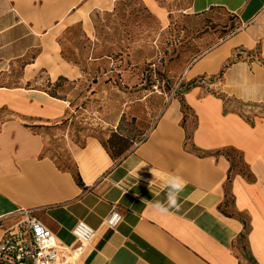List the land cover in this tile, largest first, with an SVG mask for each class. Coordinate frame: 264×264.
<instances>
[{
  "label": "crops",
  "instance_id": "1",
  "mask_svg": "<svg viewBox=\"0 0 264 264\" xmlns=\"http://www.w3.org/2000/svg\"><path fill=\"white\" fill-rule=\"evenodd\" d=\"M103 1L0 0V57L18 59L43 45L22 82L45 67L51 71L46 63L31 75L27 69L46 46L56 47L52 30L60 28L58 35L86 22ZM189 1L192 14L219 9L235 16L238 27L181 75L184 82L204 79L182 93L196 119L191 134L173 95L154 123L148 119V137L120 158L95 138L84 146L64 140L74 174L51 156H39L45 139L30 136L24 125L28 118L48 126L66 114L67 102L41 90L0 89V112L11 115L0 126V239L17 220L14 213L36 209L35 216L66 245L75 241L72 229L79 221L95 230L77 264H264V0ZM56 50L58 64L70 70ZM188 135L204 156L186 148ZM226 148L242 153L252 175L233 173L228 195L231 163L214 154ZM169 174L182 177L185 188L179 208L161 215L152 205L165 201ZM229 198L236 215L222 212ZM112 209L123 215L116 228L103 224ZM237 214L248 222L245 257L235 248L245 232Z\"/></svg>",
  "mask_w": 264,
  "mask_h": 264
},
{
  "label": "rangeland",
  "instance_id": "2",
  "mask_svg": "<svg viewBox=\"0 0 264 264\" xmlns=\"http://www.w3.org/2000/svg\"><path fill=\"white\" fill-rule=\"evenodd\" d=\"M236 24L235 16L219 9L192 14L189 0H104L89 10L86 22L68 26L58 35L60 28L50 32L71 71L58 64L56 47L46 46L43 56L27 70L31 75L34 66L46 63L51 71L45 67L22 82L26 65L44 49L41 45L18 59L0 57V89L49 94L57 75L66 74L68 80L56 91L67 102L66 114L48 126H37L28 118L24 125L30 136L45 139L39 156H51L75 174L64 140L84 146L88 138H95L109 153L127 154L148 137V119L154 123L173 95L179 98L188 90L187 82L180 83L183 71L232 35ZM52 76L57 78L53 81ZM8 118L11 115L2 110L0 126ZM182 124L191 134L196 126L192 111L184 112ZM26 141L24 147L30 150L32 144L27 147ZM186 148L192 150L190 138ZM234 159L238 164L234 173L242 170L247 175L242 157ZM225 210L235 214L231 198ZM243 246L245 240L236 242L238 257L246 256Z\"/></svg>",
  "mask_w": 264,
  "mask_h": 264
},
{
  "label": "built area",
  "instance_id": "3",
  "mask_svg": "<svg viewBox=\"0 0 264 264\" xmlns=\"http://www.w3.org/2000/svg\"><path fill=\"white\" fill-rule=\"evenodd\" d=\"M176 91L177 88L174 93ZM35 212L36 209H20L12 215L17 220L0 239V264H77L86 254L95 230L79 221L72 229L75 241L66 245L35 216ZM122 219V213L112 209L103 224L116 228Z\"/></svg>",
  "mask_w": 264,
  "mask_h": 264
},
{
  "label": "trees",
  "instance_id": "4",
  "mask_svg": "<svg viewBox=\"0 0 264 264\" xmlns=\"http://www.w3.org/2000/svg\"><path fill=\"white\" fill-rule=\"evenodd\" d=\"M67 80L68 79L66 77L60 76L55 83H52L53 91L48 92L49 95L52 96V97L58 98V99H64L63 97L58 96L56 91L61 85H63V82L67 81ZM203 80H204L203 78H199L197 80L187 82V88L190 89L192 86H196L198 84H201L203 82ZM179 100H180V103L182 105L183 112H185L186 110H190V108L187 105V103L185 102L183 96L179 97ZM189 138H190V135H188V139ZM122 151L123 150H119V151L115 152V155L111 154V153H110V155H111L112 158L117 159V158L122 157L121 156L122 153H123ZM192 151L195 152L196 154L200 155V156H204L206 154V152L198 150V149L196 150L194 148H192ZM214 154L226 156V158L231 163V166H230V169H229V174H228V183L226 184V195H228L229 194V187L228 186H229V183H231L232 176H233V173H234V169L238 165L237 163H235V161H234L235 159L234 158L236 157V155H239L240 157H242V153L239 152L238 150L234 149V148H226V149H222V150H217ZM244 166L246 167V169L248 170L249 173L247 175H245V173H242V174L244 176H246L247 178L252 179V175H251V173L249 171L248 166L245 163H244ZM241 171L242 170H240L239 173H241ZM76 180H77L78 183L80 182L78 176H76ZM222 212H224L225 214H228L225 209H222ZM232 215H235V214L232 213L231 216ZM237 215L239 216L240 220L244 224L245 232H243L240 235V238H239L240 241H243V240H245V237H246V231L248 229V222H247L246 218H244L241 214H237ZM243 248H245V247L243 246ZM250 261L252 263L254 262V260L251 257H250Z\"/></svg>",
  "mask_w": 264,
  "mask_h": 264
},
{
  "label": "clouds",
  "instance_id": "5",
  "mask_svg": "<svg viewBox=\"0 0 264 264\" xmlns=\"http://www.w3.org/2000/svg\"><path fill=\"white\" fill-rule=\"evenodd\" d=\"M164 187L166 189L165 201L157 200L153 202V209L161 215H166L173 208H179L180 193L185 188L182 177L169 174L164 178Z\"/></svg>",
  "mask_w": 264,
  "mask_h": 264
}]
</instances>
